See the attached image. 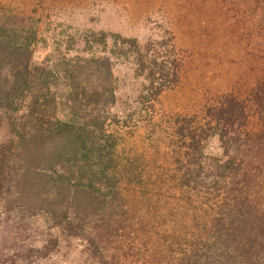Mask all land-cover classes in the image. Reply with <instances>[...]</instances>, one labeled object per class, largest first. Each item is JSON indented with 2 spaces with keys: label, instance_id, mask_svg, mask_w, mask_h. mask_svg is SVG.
Listing matches in <instances>:
<instances>
[{
  "label": "rangeland",
  "instance_id": "obj_1",
  "mask_svg": "<svg viewBox=\"0 0 264 264\" xmlns=\"http://www.w3.org/2000/svg\"><path fill=\"white\" fill-rule=\"evenodd\" d=\"M11 30L30 36L31 68L54 73L45 86L46 106L32 107L24 92L28 98L14 104L12 120L31 110L70 117L82 89L104 84L103 70L92 64L103 62L114 94L106 130L121 138L125 158L148 167L147 175L183 174L171 166L182 160L176 130L185 119H202L205 107L222 96L243 101L247 132L264 128V95L255 96L264 84V0H0V32ZM76 64L85 68L81 77ZM16 72L13 59L0 54V87ZM12 120L0 112V264H133L117 251L119 238L106 236L111 222L104 214L88 217L78 230L62 223L63 214L49 212L41 195L45 183L16 150ZM202 144L208 157L230 155L217 136ZM238 150L239 158L244 149ZM256 151L257 166L264 149ZM46 160L72 182L79 178V163L56 154ZM260 191L264 197V185ZM115 227L123 248L132 236H125L124 224ZM140 234V244L150 248L154 238ZM261 237L250 264H264Z\"/></svg>",
  "mask_w": 264,
  "mask_h": 264
},
{
  "label": "trees",
  "instance_id": "obj_2",
  "mask_svg": "<svg viewBox=\"0 0 264 264\" xmlns=\"http://www.w3.org/2000/svg\"><path fill=\"white\" fill-rule=\"evenodd\" d=\"M29 38L14 30L0 32V54H8L17 69L12 80L0 87V112L8 120L13 119L14 104L26 97L24 92L32 107L46 106L45 86L53 82L51 70L31 68ZM92 64L96 71L103 70L104 84L82 89L70 117L58 119L31 110L11 123L18 154L45 183L41 200L49 212L63 214L62 223L78 230L88 217L104 214L111 222L106 236L119 238L117 251L133 258V264H250L253 244L264 236V197L258 195L263 194L264 163L256 166L251 156L254 149L258 154L264 149V128L247 132L243 101L222 96L205 107L202 119L179 124L180 144L175 151L182 160L171 166L173 171L182 170V175H147L148 167L125 158L119 151L121 138L106 130V110L114 103L111 74L103 62ZM76 68L81 77L85 68ZM257 95H264V84ZM82 110L88 114L82 115ZM214 136L231 150L222 161L203 152L202 142ZM239 148L244 154L238 158ZM52 154L66 156L73 166L79 163L75 182L50 169L46 158ZM136 217L137 223L132 220ZM118 223L124 224L126 237L132 236L124 249ZM137 230L154 238L150 248L140 244ZM91 246L101 254L96 244Z\"/></svg>",
  "mask_w": 264,
  "mask_h": 264
}]
</instances>
